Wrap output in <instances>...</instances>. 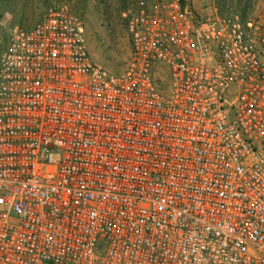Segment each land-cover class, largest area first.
<instances>
[{"label":"built area","instance_id":"obj_1","mask_svg":"<svg viewBox=\"0 0 264 264\" xmlns=\"http://www.w3.org/2000/svg\"><path fill=\"white\" fill-rule=\"evenodd\" d=\"M125 15L119 71L66 5L0 17V264H264V25Z\"/></svg>","mask_w":264,"mask_h":264},{"label":"rangeland","instance_id":"obj_2","mask_svg":"<svg viewBox=\"0 0 264 264\" xmlns=\"http://www.w3.org/2000/svg\"><path fill=\"white\" fill-rule=\"evenodd\" d=\"M140 0H0V17L9 12L12 23L30 27L55 5H66L83 25L93 58L113 71L123 69L130 54L125 13ZM154 1V0H148ZM204 15H239L264 25V0H183ZM202 11V12H201ZM8 44L0 35V58Z\"/></svg>","mask_w":264,"mask_h":264},{"label":"crops","instance_id":"obj_3","mask_svg":"<svg viewBox=\"0 0 264 264\" xmlns=\"http://www.w3.org/2000/svg\"><path fill=\"white\" fill-rule=\"evenodd\" d=\"M202 12V11H201Z\"/></svg>","mask_w":264,"mask_h":264}]
</instances>
